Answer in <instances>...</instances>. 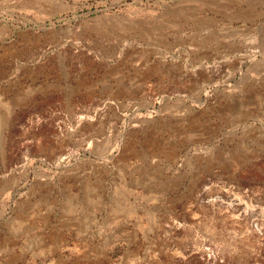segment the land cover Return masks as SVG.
Returning a JSON list of instances; mask_svg holds the SVG:
<instances>
[{
	"label": "rangeland",
	"instance_id": "374dc122",
	"mask_svg": "<svg viewBox=\"0 0 264 264\" xmlns=\"http://www.w3.org/2000/svg\"><path fill=\"white\" fill-rule=\"evenodd\" d=\"M0 264H264V0H0Z\"/></svg>",
	"mask_w": 264,
	"mask_h": 264
}]
</instances>
